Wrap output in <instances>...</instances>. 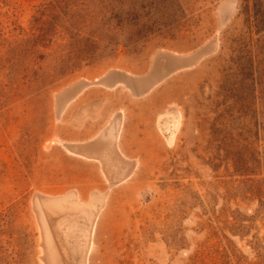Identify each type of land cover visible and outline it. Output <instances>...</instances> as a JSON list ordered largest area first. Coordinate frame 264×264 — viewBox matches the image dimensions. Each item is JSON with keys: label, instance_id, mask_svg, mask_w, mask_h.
<instances>
[{"label": "rangeland", "instance_id": "374dc122", "mask_svg": "<svg viewBox=\"0 0 264 264\" xmlns=\"http://www.w3.org/2000/svg\"><path fill=\"white\" fill-rule=\"evenodd\" d=\"M0 264H264V0H0Z\"/></svg>", "mask_w": 264, "mask_h": 264}]
</instances>
